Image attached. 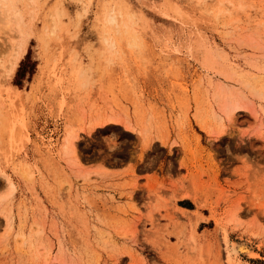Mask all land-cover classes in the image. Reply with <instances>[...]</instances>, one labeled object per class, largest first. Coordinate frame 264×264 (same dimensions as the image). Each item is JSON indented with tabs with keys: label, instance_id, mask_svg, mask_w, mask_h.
<instances>
[{
	"label": "rangeland",
	"instance_id": "1",
	"mask_svg": "<svg viewBox=\"0 0 264 264\" xmlns=\"http://www.w3.org/2000/svg\"><path fill=\"white\" fill-rule=\"evenodd\" d=\"M48 2L0 32V264H264V0Z\"/></svg>",
	"mask_w": 264,
	"mask_h": 264
},
{
	"label": "clouds",
	"instance_id": "2",
	"mask_svg": "<svg viewBox=\"0 0 264 264\" xmlns=\"http://www.w3.org/2000/svg\"><path fill=\"white\" fill-rule=\"evenodd\" d=\"M48 0H0V32L19 35V30L35 29L50 14Z\"/></svg>",
	"mask_w": 264,
	"mask_h": 264
},
{
	"label": "bare ground",
	"instance_id": "3",
	"mask_svg": "<svg viewBox=\"0 0 264 264\" xmlns=\"http://www.w3.org/2000/svg\"><path fill=\"white\" fill-rule=\"evenodd\" d=\"M56 15H58V13L56 14ZM52 18V17H51ZM112 21H116V17H115V15H114V17L111 19ZM116 24V23H115ZM13 51V50H12ZM20 51V50H19ZM19 59H20V56L19 55H17L16 57H15V59L13 60V62H11V64H10V67H9V69H8V73H7V75L9 74H12L13 72H14V70H15V67L17 66V64H18V61H19ZM8 75V76H9ZM10 77V76H9ZM261 89H263V87L261 86ZM73 134L70 132L69 133V135L67 136V146H66V148H67V150L68 151H70V150H73V147H74V145H75V141L73 140ZM233 249L234 250H236L238 253L239 252H243L245 255H247L248 257H253L254 256V254H255V252H253L252 251V247L249 245V243L247 242V241H240V242H238V243H236V244H234L233 245Z\"/></svg>",
	"mask_w": 264,
	"mask_h": 264
}]
</instances>
